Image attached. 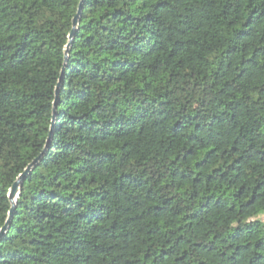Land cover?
I'll use <instances>...</instances> for the list:
<instances>
[{"label":"trees","instance_id":"obj_1","mask_svg":"<svg viewBox=\"0 0 264 264\" xmlns=\"http://www.w3.org/2000/svg\"><path fill=\"white\" fill-rule=\"evenodd\" d=\"M81 1L0 0V264H264V0Z\"/></svg>","mask_w":264,"mask_h":264},{"label":"water","instance_id":"obj_2","mask_svg":"<svg viewBox=\"0 0 264 264\" xmlns=\"http://www.w3.org/2000/svg\"><path fill=\"white\" fill-rule=\"evenodd\" d=\"M83 6H84V0H82L80 2L78 13H77L76 17L73 20V28H72V31L70 32V35H69L70 42H69V45H68V49L71 47L72 42L74 40V37L76 35L77 29H78V25H79V22H80V17H81L82 10H83ZM64 70H65V68H64ZM40 158L36 159L32 164H30L28 166V168L25 170V172L18 178V180L13 184V186L11 188L10 195H9L10 202L12 204V208L10 210V219L12 218V216H13V214L15 212V209H16V206H17V200H18V197L20 196V189H21L22 183L26 179L28 174L31 172L32 168L38 164ZM6 229H7V224L1 230V234L0 235H2L6 231Z\"/></svg>","mask_w":264,"mask_h":264}]
</instances>
